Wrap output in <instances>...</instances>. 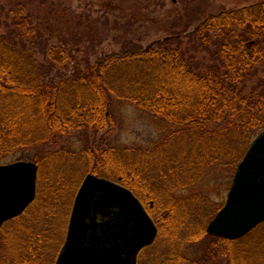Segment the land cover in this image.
<instances>
[{
  "label": "trees",
  "instance_id": "1",
  "mask_svg": "<svg viewBox=\"0 0 264 264\" xmlns=\"http://www.w3.org/2000/svg\"><path fill=\"white\" fill-rule=\"evenodd\" d=\"M34 16L24 2H19L15 15L0 16V166L26 161L37 164L40 171L51 170L45 177L48 196L54 195L58 191L53 189L64 183L66 164L73 165L79 156L65 142L75 140L77 130L88 139L87 132L95 126L98 131L107 128L111 117L107 114L114 107H133L146 113L161 135L152 151L145 155L128 151V163L116 159V150L96 151L89 144L80 155L88 158L94 174L100 171L98 162L115 164L120 169L118 183L139 198L154 221L156 215L147 209L141 192L156 202L166 223L171 217L180 220V226L190 223L189 200L176 193L190 191L216 168L229 165L235 173L250 143L264 130V85L258 80L264 75V3L206 15L192 31L184 29L146 47L127 40L120 55H108L93 65L51 43L33 25ZM68 21L81 29L79 19ZM63 153L69 155L66 162ZM143 156L163 157L167 170L159 177L148 176L141 168ZM101 168L109 171L108 166ZM162 194L179 210L167 208L166 214L167 209L155 200ZM48 196L39 212L48 209ZM198 196H194L195 214ZM27 215L0 229V264L45 263L44 253L37 250L48 236L46 227L35 228L32 216L25 220ZM38 216L41 220L46 214ZM193 237L201 238L200 233ZM217 239L226 246L217 250L210 245L207 257L221 258L222 264H264V223L238 240ZM173 257L180 263L188 261Z\"/></svg>",
  "mask_w": 264,
  "mask_h": 264
},
{
  "label": "rangeland",
  "instance_id": "2",
  "mask_svg": "<svg viewBox=\"0 0 264 264\" xmlns=\"http://www.w3.org/2000/svg\"><path fill=\"white\" fill-rule=\"evenodd\" d=\"M34 1L35 4L29 5L28 0H0V16L4 17L6 13L15 15L19 2H24L35 13L33 25L40 29L45 36L50 37L51 43L73 52L78 61H82L83 58L88 59L92 65L108 55H120L127 40L139 42L142 47H146L172 37L174 33L184 29L188 32L192 31L199 20L206 15L264 3V0H152L150 3L143 4L138 1L133 3L129 0ZM23 10L24 15L29 13V9ZM74 18L79 19L81 29H75L68 21ZM86 19L87 21H85ZM128 20L132 21V26H128ZM88 21L90 23L86 24ZM86 26H90L88 31L83 30V27ZM98 42L99 44H97ZM41 59V56L37 57V60ZM258 80L264 85V75H259ZM107 115L111 116L110 125L107 128L98 131L99 127L95 126L96 129L87 132L88 139H85V133L81 134L77 130L76 136L78 137L75 140L71 139L72 141L68 143L65 142L67 149L79 156L86 144L96 151L116 150L119 152L116 153V159L128 163V151L140 152L145 155L143 152L152 151L161 139V135L152 125L150 117L133 107H114V111ZM238 146L239 142H235L233 147L237 149ZM67 153H63L65 162L69 156ZM136 154L138 153H134V155ZM32 155L31 157H33ZM79 156L73 165L66 164L62 178L64 183L53 189L58 191L54 195L48 196L50 185L47 186V177H45L51 170L41 168L40 171L39 168L37 172L35 200L25 211L28 212L25 220L32 216L30 220H33L35 228L40 224L46 227L48 236L44 238V245L37 250L39 254L44 253V264H54L56 261L58 251L66 236L73 201L84 177L87 174H92L118 183L116 175L120 173V169L118 170L115 164L109 165L107 162L100 164L97 161L96 165L101 173L94 174L90 171L92 167H88L90 164L88 158ZM141 158H143L141 168L148 176L156 174L159 177L162 171L167 170L161 160L163 157L154 159V157L143 156ZM132 159L137 160L134 156ZM110 161L112 160L110 159ZM100 165L108 166L109 171H103ZM103 173L114 177L97 176L98 174L103 175ZM233 174L229 165L216 168L205 174L201 182L190 191L177 192L176 197H182V199L187 197L185 200H189L186 212L193 213L187 220L190 223L185 221L181 226V221L176 217L169 218L166 223L157 213L156 202L151 201L152 199L148 200L145 193L141 192L140 197H143L141 199L144 200L147 209L156 215L155 223L158 233L153 245L141 250L138 254V264H210V262L222 264L221 258L207 257V250L210 245L217 247V250H220L221 245L223 249L226 246L225 242L209 235L205 237L203 234H207V225L224 205ZM53 175L56 174L53 173ZM147 180L152 187L151 178ZM159 184V192H161L163 188L160 182ZM47 196L49 197L48 209L44 207L45 212H39L43 203L46 202L44 198ZM194 196H198L197 202H199V211L196 214L195 210L198 208V204ZM167 197L168 195L157 196L155 200L158 199L157 202L165 210L167 208L179 210V207H173L171 204L173 202H169ZM193 199L195 203L191 206L190 201ZM168 211L167 209L166 214ZM39 213L46 214V217L39 220ZM27 231L31 232V228ZM196 233H200L201 238L195 241L193 235L195 236ZM186 240L188 241L186 242ZM48 241L50 243L46 244ZM59 241L61 242L59 243ZM175 254L182 256V259H188L187 263L175 261L176 258L173 257Z\"/></svg>",
  "mask_w": 264,
  "mask_h": 264
},
{
  "label": "water",
  "instance_id": "3",
  "mask_svg": "<svg viewBox=\"0 0 264 264\" xmlns=\"http://www.w3.org/2000/svg\"><path fill=\"white\" fill-rule=\"evenodd\" d=\"M38 166H0V229L20 216L36 196ZM264 223V130L238 164L226 201L206 233L238 240ZM157 227L140 201L118 183L88 174L74 198L64 244L55 264H137Z\"/></svg>",
  "mask_w": 264,
  "mask_h": 264
}]
</instances>
